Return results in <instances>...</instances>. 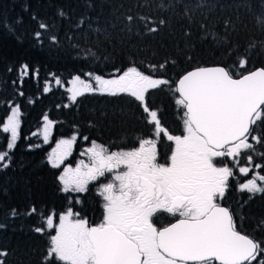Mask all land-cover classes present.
Here are the masks:
<instances>
[{
	"label": "trees",
	"instance_id": "trees-1",
	"mask_svg": "<svg viewBox=\"0 0 264 264\" xmlns=\"http://www.w3.org/2000/svg\"><path fill=\"white\" fill-rule=\"evenodd\" d=\"M202 66H222L232 77L264 69V0H0V264H64L51 240L59 215L75 211L78 200L48 161L55 141L75 136L68 163L89 142L126 147L119 141L153 134L146 110L184 135L176 81ZM129 70L162 80L144 105L125 92L68 97L75 77ZM12 105L20 113L14 142L3 130ZM255 116L226 198L236 229L257 244L244 264H264V181L254 193L237 189L239 166L264 179V104ZM45 117L53 123L48 143L32 135ZM88 196L81 214L99 210Z\"/></svg>",
	"mask_w": 264,
	"mask_h": 264
},
{
	"label": "flooded vegetation",
	"instance_id": "flooded-vegetation-1",
	"mask_svg": "<svg viewBox=\"0 0 264 264\" xmlns=\"http://www.w3.org/2000/svg\"><path fill=\"white\" fill-rule=\"evenodd\" d=\"M120 82L122 86L131 91L136 89L133 82L131 84H128L126 80ZM145 93L143 99L135 97L143 105L145 104ZM145 108L147 109L146 106ZM146 112L148 119L149 112H154L156 116L154 121L149 119L155 128L151 136L139 138L136 141L132 140L133 143L131 144L127 138L119 141L123 145H128L126 147L100 144V147L104 149L101 152L106 154L105 159L102 158L101 152H97L96 155L83 156L81 150L84 149L85 145L78 148L75 159H78L80 168L86 169L82 183H86V185L83 189L73 192L74 198L78 200V208L75 211L73 209L68 210H71L76 218L86 225V230L80 237L81 248L85 256L91 254L93 264L92 244L88 238V230L92 226L113 225L137 245L142 253L141 264H163L162 262L177 260L165 256L157 248L156 235L159 230L179 219H201L215 206L227 207L232 216L230 208L226 205L229 182H226L222 173L215 176H209L206 173V169L202 165V150L191 148L185 153L187 166L193 167L195 162L198 164L197 174L193 173L190 176L185 175L178 178L168 175L167 172H170L176 165L172 158L175 147L174 140L184 135L169 133L161 127L155 111L146 110ZM187 123L189 124L186 118L185 131L188 126ZM197 136L208 152L212 151L219 155H223L224 150L228 147L241 142L238 141L222 150H215L206 144L201 135L198 134ZM217 167L224 171L225 163L218 160ZM77 169L75 171L79 173V169ZM204 169L205 173L203 172ZM88 195L97 200L99 210L89 211L88 208L87 212L81 214L83 200ZM106 215H111L113 221L106 219ZM232 226L237 230L233 216ZM72 241L75 249L80 246L78 240L73 239ZM153 243L156 244L155 254L159 261L147 260L142 251V246L145 247V245H152Z\"/></svg>",
	"mask_w": 264,
	"mask_h": 264
},
{
	"label": "water",
	"instance_id": "water-1",
	"mask_svg": "<svg viewBox=\"0 0 264 264\" xmlns=\"http://www.w3.org/2000/svg\"><path fill=\"white\" fill-rule=\"evenodd\" d=\"M175 89L194 131L222 150L249 134L264 104V69L232 77L222 66L197 67L180 76ZM88 238L94 264H141L137 245L113 225L90 227ZM156 244L165 256L187 264H244L257 252L256 242L233 228L225 206L201 219L175 221L157 232Z\"/></svg>",
	"mask_w": 264,
	"mask_h": 264
},
{
	"label": "rangeland",
	"instance_id": "rangeland-1",
	"mask_svg": "<svg viewBox=\"0 0 264 264\" xmlns=\"http://www.w3.org/2000/svg\"><path fill=\"white\" fill-rule=\"evenodd\" d=\"M121 80H126L128 84L132 82L135 83L136 89L131 91L126 87L122 86ZM162 80L157 78H152L139 74L135 70H129L128 72L123 73H114L108 77L100 76H89L85 79L75 77L70 80L67 86L68 97L71 101H74L83 93L95 91L102 93H121L125 92L132 95L138 99H143L146 89L155 87L160 84ZM182 105L183 102L181 101ZM149 119L155 120L156 116L154 112H149ZM257 116H255L256 118ZM186 124V120H185ZM188 124V123H187ZM20 125V113L16 106L12 105L9 115L5 119L3 124V130L6 131L11 139L14 142L18 135V129ZM53 123L47 117L43 119L39 128L33 132V137L37 140H42L40 142L48 143L50 142L51 132H52ZM198 134L191 128L188 124L187 129L183 137L175 138L174 140V151H173V160L175 167L171 169L170 172H167L169 176L181 177V176H190L191 174L196 173V168L198 164L195 162L193 167L187 166L185 153L193 148V150H202L203 151V166L206 169V173L209 176H215L219 173L224 174L226 182L230 179V176L233 173V178L236 180V174L231 166L238 163L240 159L241 152L246 149L250 144L248 142V137L243 141L236 143L233 146L228 147L224 150L223 155L214 153L212 151H207L202 145V141L198 138ZM75 144V136L61 138L55 141L48 153V161L51 165L59 167L61 169V174L59 180L61 187L64 191L75 192V190L83 189L85 184L83 183L84 171L85 168H80L78 159H74V163H68L73 148ZM104 151L100 147V144L95 142H89L85 144L84 149L81 150L83 156H90L92 154L96 155L97 152ZM103 155L102 158H106L105 152H101ZM221 156V157H219ZM1 159H4V154L0 155ZM225 163V169L217 167V161ZM79 169V173L75 169ZM77 169V170H78ZM204 169V173H205ZM238 175L243 177V180L237 184V189L239 191H247L249 193L256 192L261 189V185L264 181L255 168L249 166H239L237 168ZM82 185V186H81ZM106 210H109L106 208ZM106 219L112 220L111 215H106ZM113 221V220H112ZM235 225V224H234ZM54 226V220L52 217L47 219V227ZM85 223L78 220L76 216L72 213L71 210L65 211L59 215L57 224L55 225V233L52 237L51 243V252L55 255L62 263L64 264H93L92 256L89 253L84 255L80 237L83 231L86 230ZM78 240L80 246L76 249L74 248V243L72 240ZM142 251L146 255V259L159 261V258L156 256V244L142 246ZM163 264H186L179 261H167L162 262ZM195 264H205V263H195Z\"/></svg>",
	"mask_w": 264,
	"mask_h": 264
}]
</instances>
